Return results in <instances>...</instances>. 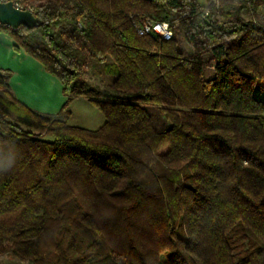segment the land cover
<instances>
[{
	"label": "trees",
	"instance_id": "obj_1",
	"mask_svg": "<svg viewBox=\"0 0 264 264\" xmlns=\"http://www.w3.org/2000/svg\"><path fill=\"white\" fill-rule=\"evenodd\" d=\"M1 1L42 21L0 30L68 99L57 115L34 111L0 71V255L264 264V0ZM138 17L172 38L138 35ZM91 61L108 90L82 79ZM73 97L103 114L99 128L67 122Z\"/></svg>",
	"mask_w": 264,
	"mask_h": 264
},
{
	"label": "crops",
	"instance_id": "obj_2",
	"mask_svg": "<svg viewBox=\"0 0 264 264\" xmlns=\"http://www.w3.org/2000/svg\"><path fill=\"white\" fill-rule=\"evenodd\" d=\"M0 71L9 73L10 90L34 111L57 115L68 99L62 93L60 80L17 46L12 36L3 30H0ZM68 109L69 121L74 126L95 130L104 122L103 114L82 97L71 98Z\"/></svg>",
	"mask_w": 264,
	"mask_h": 264
},
{
	"label": "rangeland",
	"instance_id": "obj_3",
	"mask_svg": "<svg viewBox=\"0 0 264 264\" xmlns=\"http://www.w3.org/2000/svg\"><path fill=\"white\" fill-rule=\"evenodd\" d=\"M196 1L199 4L202 5L204 4L203 0H196ZM244 17L246 19L248 18V16H244ZM217 20L223 21L219 17L217 18ZM82 79L92 86H97L100 89L108 90V86L112 80V77H110L104 72L102 63L91 61L89 65L85 67V70L82 74ZM142 105L150 114L153 124L158 130L169 128L170 123L165 119L163 113H161L157 108H155L150 104H142ZM67 122L72 125V123L69 121V118H67ZM0 264H31V263L25 260H18L13 257L0 255Z\"/></svg>",
	"mask_w": 264,
	"mask_h": 264
},
{
	"label": "water",
	"instance_id": "obj_4",
	"mask_svg": "<svg viewBox=\"0 0 264 264\" xmlns=\"http://www.w3.org/2000/svg\"><path fill=\"white\" fill-rule=\"evenodd\" d=\"M0 25L9 28H17L20 25H24L33 29L40 27L42 21L31 10L18 8L12 1H1Z\"/></svg>",
	"mask_w": 264,
	"mask_h": 264
},
{
	"label": "built area",
	"instance_id": "obj_5",
	"mask_svg": "<svg viewBox=\"0 0 264 264\" xmlns=\"http://www.w3.org/2000/svg\"><path fill=\"white\" fill-rule=\"evenodd\" d=\"M15 6L21 8L16 4ZM132 26L135 32L141 36L148 35L159 40H170L172 38V31L169 24L164 21H154L150 18L138 17L132 20Z\"/></svg>",
	"mask_w": 264,
	"mask_h": 264
}]
</instances>
